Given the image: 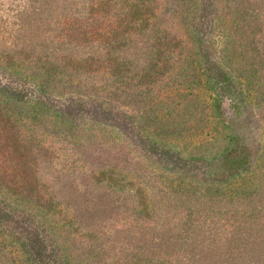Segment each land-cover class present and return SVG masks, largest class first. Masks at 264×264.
<instances>
[{"label": "trees", "instance_id": "trees-1", "mask_svg": "<svg viewBox=\"0 0 264 264\" xmlns=\"http://www.w3.org/2000/svg\"><path fill=\"white\" fill-rule=\"evenodd\" d=\"M37 1L0 36V264H256L260 0Z\"/></svg>", "mask_w": 264, "mask_h": 264}, {"label": "rangeland", "instance_id": "rangeland-1", "mask_svg": "<svg viewBox=\"0 0 264 264\" xmlns=\"http://www.w3.org/2000/svg\"><path fill=\"white\" fill-rule=\"evenodd\" d=\"M38 2L39 1L37 0H0V36L2 38H8L9 41H11L18 36L22 26H24L25 28L30 27L32 30L41 33L45 30V28H47V23H51L50 19H48L49 12L52 13V10L54 9L59 12L62 8H64L63 4L58 8L51 4V9L49 5H46L45 8L49 12H45L42 14V16H40V7L42 6ZM61 2L62 0H60V3ZM260 2L264 7V0H260ZM33 12H35L36 14H33ZM28 32L25 31L24 35L27 36ZM1 80L3 82H6L5 78L0 77V81ZM228 104L229 103H227L226 110L227 112H230ZM120 225L121 224L116 223V221H110L106 228L108 231V237L110 238V244L114 246L115 243H117L118 247L115 248V251L117 250L120 252V250H122L123 255L125 256L129 245L128 240L126 239L128 229L126 227L124 228V226L121 227ZM246 231L247 230L245 229L244 232ZM247 232L249 240L246 241L247 243H245V245H247L250 249L253 248L252 251L255 259L257 260L256 264H261V261L260 259H258L256 254L264 250V241H262L264 238V227H260L255 230L250 229V232ZM205 245H207V243L200 245L198 244V249L205 247ZM194 254L197 256L198 252L194 251ZM192 262L196 264H202L201 262H199V260L197 262H194V259L192 261H189V264H192Z\"/></svg>", "mask_w": 264, "mask_h": 264}]
</instances>
